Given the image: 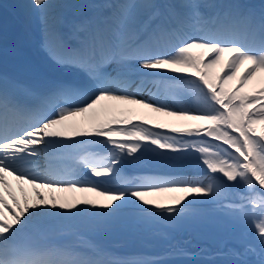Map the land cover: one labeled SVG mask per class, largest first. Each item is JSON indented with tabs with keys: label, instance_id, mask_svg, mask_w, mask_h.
I'll return each mask as SVG.
<instances>
[{
	"label": "snow or ice",
	"instance_id": "obj_1",
	"mask_svg": "<svg viewBox=\"0 0 264 264\" xmlns=\"http://www.w3.org/2000/svg\"><path fill=\"white\" fill-rule=\"evenodd\" d=\"M61 2L28 0L24 7L39 20L44 46L55 62L83 72L89 83L56 82L36 91L0 71V264H161L116 258L82 236L75 246L41 248L26 241L41 221L62 216L58 209L74 217L84 211L79 205H90L107 223L134 206L149 220L196 223L200 200L252 226L255 243L243 240L223 253L232 258L230 264H264V78L253 85L264 74V5L257 11L238 0H103L106 14L71 25L75 44L70 45L60 31L65 17L51 19ZM113 64L116 76L107 71ZM154 70L195 78L179 84L197 97L199 110H166L126 90V76ZM249 85L251 92L245 91ZM106 100L175 117L182 123L168 130L180 138L153 131L166 127L154 120L134 122L131 109L109 108L102 103ZM74 137L89 138L74 142L84 152L91 144L106 150V155H84L79 163L104 184L119 179L118 186L67 179V170L51 160L40 170L41 156L61 147L59 140ZM145 145L195 153L203 176L165 182L123 177V165L148 151ZM24 185L34 193L31 202ZM40 189L95 193L104 202L45 197ZM175 193L182 195H170L167 202L148 198Z\"/></svg>",
	"mask_w": 264,
	"mask_h": 264
},
{
	"label": "bare ground",
	"instance_id": "obj_2",
	"mask_svg": "<svg viewBox=\"0 0 264 264\" xmlns=\"http://www.w3.org/2000/svg\"><path fill=\"white\" fill-rule=\"evenodd\" d=\"M9 2L15 5L20 4L24 6L27 3V0H9ZM63 10H65V8H63L58 13L54 12L52 14V18H51L52 22H54L56 16L61 15ZM115 68H116V65L114 64L110 65L108 68V72L112 73V75L115 76L116 75L114 71ZM154 71H156L160 75L169 74L166 70H154ZM149 79L151 80L149 76L144 77V80H149ZM102 103L104 105H107L109 108L115 107V108L123 109V110L131 109L132 112L137 110L139 111L140 115H143L145 113H147L148 115L154 114V113L149 112L147 109L140 108L136 105H119L117 104V102L107 101V100L103 101ZM101 119H103V117H101ZM75 139H82V137H74L71 140H75ZM69 141L70 140H59V144L62 145L61 147H63ZM61 147H57L56 149H59ZM145 147L148 148L149 150L143 152V154L151 158L150 159L151 162L155 160V162H161V163L166 164L164 160L165 157L162 156L157 151L158 149H155L154 146H150V145H145ZM165 153L167 154L166 155L167 157L171 156L169 154L170 152L167 153L166 151ZM187 157H188L187 154H181L179 157H175V159L178 160V163L180 161L183 162V160L188 161V159H190L188 165L191 167L188 169L191 170V168L195 166L197 162V160L195 159L193 160V158L196 157V154L191 155V157H188V158ZM41 158L42 156L39 158L38 164L40 166V170L43 171L42 166L40 164ZM138 166H142V165L139 164ZM170 169H173V168H170ZM184 169L186 170L187 167L178 166V168L176 169L174 168L173 170L177 171V170H184ZM179 177L178 176L177 177H148V176H145L143 177L142 181L155 182L160 179L171 180V179H177ZM13 182L15 183V186H16V182L15 181ZM24 186H25V190H27V195L29 197L30 202L33 201L35 199L34 193L32 192L31 188L28 185H24ZM40 191L43 193L45 197L55 195L59 198H63V200H66V201H71L72 199L81 200L85 198L91 199L97 203H101L102 201V197L97 196L95 193L60 192V191L49 192L47 189H40ZM148 198L154 199V196H151ZM59 202H62V201L58 200V203ZM9 203L11 202L9 201ZM41 207H44V206L42 205ZM78 207L80 209H84V211L78 212V214L74 217L67 210L58 209L56 211L63 213V215L65 216H69V223L74 224L75 220L80 219L82 214L85 213L86 208L90 211L92 210L91 206L89 205H79ZM73 211H77V210H73ZM212 212L213 213H210V216H208L207 219L202 218V215H201V219L196 223H193L190 220H176L173 223H170V221H162V220L152 221V220L144 218V215H140L139 213L135 212L137 216L136 215L134 217L131 216L130 219L129 218L128 219L118 218L119 219L118 221L123 222L124 226L122 224V225H119L118 228H114V229H117L115 232L118 235H121L122 233V235L131 234L135 236L136 235L139 236L142 233H143L142 235H144L148 232L158 229L156 233L151 236V238L149 239L144 238L149 243H151V241L153 240L155 241V243H152L154 245L144 246L145 248L150 249L152 254L154 252L158 253L159 249L164 250L168 247H171L172 249H177L179 248L178 243H177L178 240L185 239L186 237H188L190 239L188 243H186L187 245L183 246V248L188 247L191 250H197L200 254L207 253L206 257L209 258L208 261L211 260L213 261V263L230 264V261L232 259L229 256L223 255V253H225L231 248H239L241 246V241L246 240L245 237H243L242 235H233V237L226 238L225 236L221 235L215 238V235L212 233L216 232V233L221 234L225 231L243 230V228L248 229V231L246 232H252V226L246 221L234 215L227 214L225 211H212ZM130 215H134V214H130ZM122 217L127 218V216H122ZM140 222H143L142 227H140ZM125 224H127V226H125ZM216 229H220V230L217 231ZM113 231L114 230H108V232H113ZM206 231H211L212 235L207 233L206 235L203 236L202 232H206ZM192 234L196 235V237L193 240L191 239ZM158 235H162V237H160L161 240H159V238L157 237ZM247 242H250V241H247ZM129 244L130 245L132 244L131 240L129 241ZM183 248L179 252L184 251L185 253L186 250ZM176 253L177 252H173L172 254L166 255L163 258H160L158 260L161 262V264H188V263L182 262L186 257H183V258L181 256L174 257L173 255H176ZM177 254L180 255L179 253ZM211 254H214V255L208 257V255H211ZM192 261L193 260H191V262Z\"/></svg>",
	"mask_w": 264,
	"mask_h": 264
},
{
	"label": "rangeland",
	"instance_id": "obj_3",
	"mask_svg": "<svg viewBox=\"0 0 264 264\" xmlns=\"http://www.w3.org/2000/svg\"><path fill=\"white\" fill-rule=\"evenodd\" d=\"M67 2H66V0H63V2H61L60 3V6L58 7L59 9H60V7L61 6H65V4H66ZM88 5V4H87ZM57 8V9H58ZM88 10H85V12L83 13V15L85 16V14H86V12H87ZM194 54H199V52H198V50H194ZM214 71H216V69L214 70ZM241 71H243V69L241 70ZM172 74H174V75H180V73H172ZM261 78H264V74H261V77H258V79H261ZM257 79V80H258ZM257 80H255V82H257ZM233 83H235V82H233ZM231 86V85H230ZM248 88H251V85H249V87ZM183 98H185V97H183ZM187 98H190V99H186V102H188V103H190V105H191V103H194L195 102V100H194V98L193 97H191V94H187ZM199 107H200V105H199V101L197 102V108L196 109H199ZM257 107H258V105H257ZM169 109V108H168ZM254 109H250V111H253ZM140 115V113H139V111H133V113H132V115H133V117H138L139 115ZM143 117H146L147 119H150V120H159V121H161V122H165V120H168V121H171V123H174L175 121H176V123H177V125H180L182 122L181 121H178V120H176L175 119V117H171V116H167V115H158V114H156V113H154V114H151V115H148L147 113L146 114H144V116ZM194 123H198V122H196V121H193ZM177 125H173V126H177ZM259 125H256L255 127L257 128ZM165 160H166V158H165ZM170 161V160H169ZM196 168H198V169H200V168H203V166L199 163L197 166H196ZM194 178H192V180H193ZM185 180H187V179H185ZM170 195H182L181 193H175V194H165V195H161L160 197V201L161 202H165V201H168V199H169V196ZM168 197V199H163V197ZM209 212H211V211H208V212H203V213H207L208 215H210V213ZM250 229V228H249ZM243 231L246 233V231H248V229L247 228H244L243 229ZM253 231V230H252ZM250 234H251V232H250ZM242 236H243V234H241ZM248 235H249V233H248ZM248 235H246L245 237H247L248 239V241H250V243H255V240H254V233L252 234V236L250 237V236H248Z\"/></svg>",
	"mask_w": 264,
	"mask_h": 264
}]
</instances>
